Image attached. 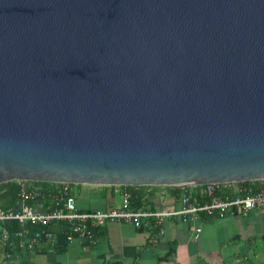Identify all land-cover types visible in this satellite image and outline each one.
Returning <instances> with one entry per match:
<instances>
[{
  "label": "water",
  "instance_id": "water-1",
  "mask_svg": "<svg viewBox=\"0 0 264 264\" xmlns=\"http://www.w3.org/2000/svg\"><path fill=\"white\" fill-rule=\"evenodd\" d=\"M261 181L264 0H0V185Z\"/></svg>",
  "mask_w": 264,
  "mask_h": 264
},
{
  "label": "crops",
  "instance_id": "crops-1",
  "mask_svg": "<svg viewBox=\"0 0 264 264\" xmlns=\"http://www.w3.org/2000/svg\"><path fill=\"white\" fill-rule=\"evenodd\" d=\"M239 187L234 188L236 192ZM142 208L160 211L178 209L179 195L166 188H145ZM81 199H76L80 212L118 207L120 187L79 185ZM47 201L36 203L34 209L47 211ZM0 223V264H263L264 212L251 211L223 216L200 214L193 219L176 216L166 219L164 234L157 229H136L127 223H108L100 228L101 235L93 243L85 238L67 239L61 225L40 227L26 224L22 236H3ZM45 232L53 233L54 243L39 241L34 249L25 245ZM171 251V252H170Z\"/></svg>",
  "mask_w": 264,
  "mask_h": 264
},
{
  "label": "built area",
  "instance_id": "built-area-1",
  "mask_svg": "<svg viewBox=\"0 0 264 264\" xmlns=\"http://www.w3.org/2000/svg\"><path fill=\"white\" fill-rule=\"evenodd\" d=\"M18 183V182H17ZM21 185V201L24 203L19 212L16 207L3 210L0 207V223L5 226L3 236H22V229L26 224L40 227L61 225L67 234V239L73 237L85 238L93 244V230L100 229L108 223H127L136 229L155 228L159 235L164 234L163 224L166 219L176 216L197 218L200 214L208 216H223L225 214L237 213L247 215L251 211L264 212V181H261L256 189L245 187L236 192L235 184H224L222 186L204 189H180L183 192L179 195L180 207L178 209H163L160 211L145 208H133L131 205V193L122 194V202L118 207H109L105 210L80 212L76 206V199L72 193L71 184L54 183V189H43L28 182H19ZM53 184V183H52ZM163 188V187H153ZM231 188L233 196H222L225 190ZM225 189V190H224ZM47 195L49 208L47 211H37L34 206H26L24 201L37 199L42 202ZM18 204V203H17ZM17 224L21 230L12 233L8 228ZM54 243L53 233L45 232L37 235L36 239L25 245L29 249L39 241ZM38 240V241H37Z\"/></svg>",
  "mask_w": 264,
  "mask_h": 264
},
{
  "label": "trees",
  "instance_id": "trees-1",
  "mask_svg": "<svg viewBox=\"0 0 264 264\" xmlns=\"http://www.w3.org/2000/svg\"><path fill=\"white\" fill-rule=\"evenodd\" d=\"M28 183H32L35 186H39L42 187L43 189H49L52 190L54 189V184L52 183H43V182H28ZM260 182H242V183H238L235 184L237 187H239L240 189H243L245 187H253L254 189H256L258 187ZM72 185V184H71ZM73 186V185H72ZM122 189H125L126 191L131 193V205L133 208L139 209L142 208L145 204V195L143 194V192L141 190L145 189V188H150V187H131V186H127V187H120ZM168 189V191L172 194V195H180L183 191L180 189ZM225 190V189H224ZM222 196H233V192L231 190V188L225 190V192L223 194H221ZM21 200V185L18 182H8V183H4L0 185V207L3 210H8V209H13L15 207V205ZM37 199H33V200H28V201H24L26 206H34L37 203ZM40 202H45V201H49L47 195L43 198V199H39ZM12 233H17L21 230V227L17 224H12L8 227ZM93 238L95 240L98 239V237L101 235V231L100 229H95L93 230ZM171 252V251H170Z\"/></svg>",
  "mask_w": 264,
  "mask_h": 264
},
{
  "label": "rangeland",
  "instance_id": "rangeland-1",
  "mask_svg": "<svg viewBox=\"0 0 264 264\" xmlns=\"http://www.w3.org/2000/svg\"><path fill=\"white\" fill-rule=\"evenodd\" d=\"M78 187H79V185H73L72 186V193L77 197V198H79V199H81V195H79V192H78ZM263 257H264V254H263ZM252 262H251V260L249 259V260H242V261H240V264H251ZM263 264H264V260H263V262H262ZM238 264V263H237ZM257 264H259V263H257ZM261 264V263H260Z\"/></svg>",
  "mask_w": 264,
  "mask_h": 264
}]
</instances>
